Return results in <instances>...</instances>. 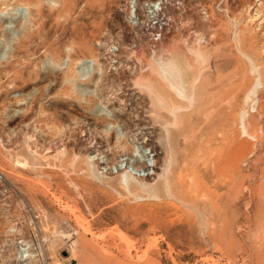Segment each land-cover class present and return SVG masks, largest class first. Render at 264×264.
Returning <instances> with one entry per match:
<instances>
[{
    "label": "rangeland",
    "instance_id": "1",
    "mask_svg": "<svg viewBox=\"0 0 264 264\" xmlns=\"http://www.w3.org/2000/svg\"><path fill=\"white\" fill-rule=\"evenodd\" d=\"M0 264H264V0H0Z\"/></svg>",
    "mask_w": 264,
    "mask_h": 264
},
{
    "label": "bare ground",
    "instance_id": "2",
    "mask_svg": "<svg viewBox=\"0 0 264 264\" xmlns=\"http://www.w3.org/2000/svg\"><path fill=\"white\" fill-rule=\"evenodd\" d=\"M162 72H164V71H162ZM163 75V78H164V80H165V82L167 83V86H169V88H172V90L174 91V92H176L177 93V95H179V96H181V95H183L182 93H181V90H179V89H177L176 88V85L174 84V82H173V80H171V78H170V74L168 75L167 73H163L162 74ZM179 84V83H178ZM179 86V85H178ZM177 86V87H178ZM157 100V99H156ZM161 105V104H160ZM158 106V105H157ZM165 107V106H164ZM166 110V109H165ZM161 124V123H160ZM174 128V127H173ZM184 130V129H183ZM170 132V131H169ZM168 133V132H167ZM182 133H184V132H182ZM169 134V133H168ZM184 135V134H183ZM192 136V135H191ZM194 136V135H193ZM162 139H163V143H162V147H163V151H162V155H161V157L160 156H158V157H156V160H152L151 161V166H148V168H147V175L150 173V171H151V173H152V169H153V165H157V162H160L161 164L160 165H163L162 167L164 168V165H168V162H169V154H170V148H171V144L173 143L172 142V133L171 134H169V135H166V136H164V137H161ZM160 138V139H161ZM161 141V140H160ZM174 141H175V139H174ZM161 144V143H160ZM185 144H187V143H185ZM162 149V148H161ZM153 156H155V155H152V157ZM154 159V158H153ZM174 165H176V164H174ZM167 168H168V166H166ZM165 169V168H164ZM173 169V168H172ZM154 172V171H153ZM178 173V172H177ZM180 173V172H179ZM187 174V173H186ZM150 175V174H149ZM156 175V174H155ZM159 176V175H158ZM161 176H163V175H161ZM126 177L128 178V176L126 175ZM180 177V176H179ZM178 177V178H179ZM130 179V178H129ZM137 182V181H136ZM139 186L142 188H144V184L142 183H139ZM138 186V187H139ZM188 188H189V186H188Z\"/></svg>",
    "mask_w": 264,
    "mask_h": 264
}]
</instances>
